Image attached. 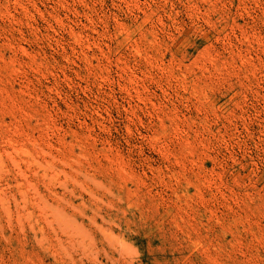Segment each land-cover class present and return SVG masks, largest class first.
<instances>
[{
	"label": "rangeland",
	"instance_id": "1",
	"mask_svg": "<svg viewBox=\"0 0 264 264\" xmlns=\"http://www.w3.org/2000/svg\"><path fill=\"white\" fill-rule=\"evenodd\" d=\"M0 264H264V0H0Z\"/></svg>",
	"mask_w": 264,
	"mask_h": 264
}]
</instances>
